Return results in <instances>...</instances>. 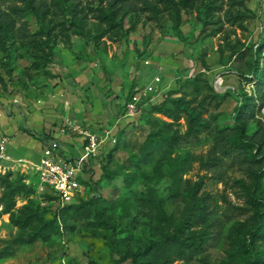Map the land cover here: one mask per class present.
<instances>
[{"label": "rangeland", "instance_id": "rangeland-1", "mask_svg": "<svg viewBox=\"0 0 264 264\" xmlns=\"http://www.w3.org/2000/svg\"><path fill=\"white\" fill-rule=\"evenodd\" d=\"M101 12L110 14L113 26ZM0 22V134L7 137L10 157H0V198L3 177L30 183L31 200L51 218L56 204L37 190L34 165L48 140L36 136L56 138L62 152L76 153L82 136L73 126L102 133L116 124L126 94L149 83L159 67L154 102L168 91L194 104L207 94L203 116L210 122L173 152L156 150L147 162L126 166L129 156L138 155L151 120L168 119L143 111L118 122L90 164L91 185L81 197L99 195L92 204L102 211L20 246L0 264H113L120 256L127 257L123 264H131L130 257L142 261L146 245L173 233L194 197L202 198L207 220L183 235L195 238L205 228L209 243L190 260L172 264H249L246 232L264 210V83L256 86L246 78L253 76V51L264 40V0H194L178 8L164 0H0ZM44 26L50 28L48 38L40 32ZM196 72H203L214 94L206 90L194 97L184 88L180 79ZM244 93L252 96V114L241 104ZM238 109L248 111L243 130ZM22 126L34 136L21 132ZM179 129L185 130L183 120ZM115 145L107 165L115 174L109 179L102 165ZM177 156L185 161L174 183L170 168ZM127 172L130 182L124 180ZM25 203L16 197L15 211ZM17 230L2 213L0 248ZM256 245L264 247V240Z\"/></svg>", "mask_w": 264, "mask_h": 264}, {"label": "trees", "instance_id": "trees-1", "mask_svg": "<svg viewBox=\"0 0 264 264\" xmlns=\"http://www.w3.org/2000/svg\"><path fill=\"white\" fill-rule=\"evenodd\" d=\"M174 8L179 6H187L194 0H164ZM101 17L106 20L109 26L114 25V21L110 14L101 12ZM68 24L78 28V32L82 33L77 21L72 18L67 19ZM1 25V22H0ZM9 26L8 21L3 25L4 30ZM47 38L50 34V28L48 26L42 27L40 31ZM102 33L97 34V37H101ZM96 37V36H92ZM39 51H44L43 45L40 46ZM237 53H240L237 51ZM261 59V63L259 62ZM253 76L246 78L249 82H254L256 86H260L264 83V40L257 45L253 51L252 62ZM203 72L193 73L191 76H186L180 79L184 88L190 90V94L197 97L204 91L208 93H215L213 86L209 85L203 78ZM248 77V76H246ZM178 80V81H180ZM206 91V92H207ZM205 93V92H204ZM131 93H127L125 101L128 100ZM164 98L161 101L148 104L143 110L148 111L150 114H162L168 120L152 119L150 122L151 129L146 134L145 138L141 142L138 155L129 156L123 166L131 163L137 164L138 162H147L156 150H166L173 152L174 149L184 140L196 138L198 135L210 127V122L204 118L207 108L204 106V98L207 94L203 95V99L199 104H194L192 99L187 100L183 96L173 98L172 92H166ZM252 96L244 93L242 99V105L248 106V111L252 114L254 110V102H250ZM167 104H170L168 106ZM124 105L122 106V108ZM248 111L238 109L236 119L240 122L242 130L245 127L244 115ZM181 120L185 125L184 132H180L179 126ZM21 132L34 136V132L29 130L26 126L20 128ZM36 136V135H35ZM38 139L49 140L50 136H36ZM116 145L113 146L108 152H106L107 161L102 165V176L112 179L115 171L107 170V165L111 159L112 152L115 150ZM94 158L90 159L88 164L84 166V179L81 182L85 185V189H88L91 185V171L90 164ZM170 168V176L174 183L178 181V172L184 165L185 159L177 156L172 158ZM154 171L159 174V162L154 166ZM132 177L131 172H127L124 176V180L130 182L129 178ZM4 182V190L1 195L0 203L3 206L2 213H8L10 222L17 227L16 234L10 239L6 240L4 245L0 248V258L9 256L14 251L24 244H29L41 238L43 240L48 239L52 233H59L60 228H74L75 223L81 219H85L90 212L95 211L100 213L104 207H94L93 200H99L100 196L92 197L88 201L82 200V194L78 195L72 202L66 203L62 206L58 205L55 201V196L50 193H44L43 197L56 204V212L51 218L45 219L43 217V210L38 205H35L30 196L34 193L35 187L33 185L25 184L22 180L11 182L8 180V176L2 178ZM22 197L26 200V203L21 205L15 211L16 197ZM202 198H192L190 207L187 212L180 218L179 223L174 227L173 233L167 234L164 238L150 242L146 245L143 255L145 256L142 261H136L133 257H130L131 264H172L177 260H190L195 253H202L206 250L208 240L210 238L209 232L204 228L197 236L191 237L183 235L185 229L193 227L197 223H203L207 220L206 211L203 210ZM101 200H104L101 198ZM162 219L167 220L162 211L158 210ZM0 212V215L2 214ZM257 220L250 224L246 237L251 245L248 254L250 256L249 264H264V247L259 248L256 243L264 240V210L257 213ZM127 257L120 256L115 259L113 264H123ZM89 264H98L95 261L89 260ZM74 264V263H68Z\"/></svg>", "mask_w": 264, "mask_h": 264}, {"label": "built area", "instance_id": "built-area-1", "mask_svg": "<svg viewBox=\"0 0 264 264\" xmlns=\"http://www.w3.org/2000/svg\"><path fill=\"white\" fill-rule=\"evenodd\" d=\"M154 74L149 83L143 87L133 88L128 100L116 124L125 118L138 115L151 103H154L158 96V88L161 82L159 71ZM220 80L215 81V87H220ZM113 124L102 133L82 128L79 125L73 126V131L82 136L80 147L74 154H65L60 150V144L56 138L48 140L47 148L41 153L38 162L34 163L35 173L38 177L37 190L40 193H50L55 196V201L62 206L72 202L78 195L82 194L85 185L81 182L84 179L83 168L89 160L96 157L99 146L109 142L116 130ZM7 137L0 134V157L9 159L6 155Z\"/></svg>", "mask_w": 264, "mask_h": 264}]
</instances>
